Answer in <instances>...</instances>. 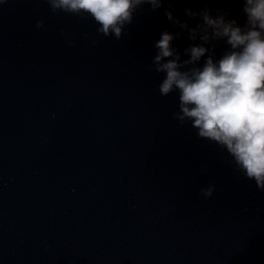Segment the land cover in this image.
I'll return each instance as SVG.
<instances>
[{"label": "clouds", "instance_id": "9594fccd", "mask_svg": "<svg viewBox=\"0 0 264 264\" xmlns=\"http://www.w3.org/2000/svg\"><path fill=\"white\" fill-rule=\"evenodd\" d=\"M45 2L53 14L72 15L78 21L91 17L99 25L98 34L116 40L126 34L134 14L144 6L154 14L163 9L172 31L165 28L154 42L149 70L163 74L158 86L161 96L178 93V111L172 118L195 129L198 139L218 145L233 174L254 181L264 192V0H239L242 24L224 9L213 14L206 3L196 10L185 7L187 19H182L174 15L173 0ZM35 27L43 28L44 21L38 20ZM61 35L73 46L74 32L62 30ZM179 40L187 42L182 49L175 43ZM99 42L93 40L91 45ZM214 191L209 184L200 195L209 199Z\"/></svg>", "mask_w": 264, "mask_h": 264}]
</instances>
